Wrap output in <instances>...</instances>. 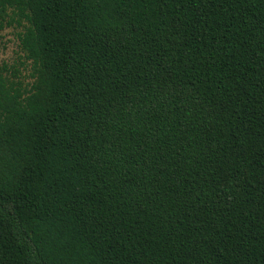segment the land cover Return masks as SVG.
Segmentation results:
<instances>
[{
    "label": "trees",
    "instance_id": "obj_1",
    "mask_svg": "<svg viewBox=\"0 0 264 264\" xmlns=\"http://www.w3.org/2000/svg\"><path fill=\"white\" fill-rule=\"evenodd\" d=\"M0 264H264V0H0Z\"/></svg>",
    "mask_w": 264,
    "mask_h": 264
},
{
    "label": "rangeland",
    "instance_id": "obj_2",
    "mask_svg": "<svg viewBox=\"0 0 264 264\" xmlns=\"http://www.w3.org/2000/svg\"><path fill=\"white\" fill-rule=\"evenodd\" d=\"M16 31L13 27L0 31V66L3 62H13L18 58L19 40Z\"/></svg>",
    "mask_w": 264,
    "mask_h": 264
}]
</instances>
